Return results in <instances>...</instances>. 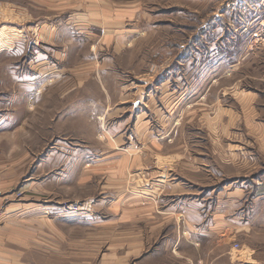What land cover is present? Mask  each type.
I'll return each instance as SVG.
<instances>
[{"label":"rangeland","instance_id":"rangeland-1","mask_svg":"<svg viewBox=\"0 0 264 264\" xmlns=\"http://www.w3.org/2000/svg\"><path fill=\"white\" fill-rule=\"evenodd\" d=\"M2 1L19 41L0 48L5 248L21 264H194L201 254L174 243L205 208L175 203L182 188L264 175V0H142L138 50L120 56L89 53L96 39L73 24L48 46L46 8ZM261 188L251 205L227 204L252 206L251 228L223 238L214 264H264Z\"/></svg>","mask_w":264,"mask_h":264},{"label":"crops","instance_id":"crops-1","mask_svg":"<svg viewBox=\"0 0 264 264\" xmlns=\"http://www.w3.org/2000/svg\"><path fill=\"white\" fill-rule=\"evenodd\" d=\"M31 5H41L46 8L44 13L38 16H44L47 21L52 18V24L42 25V27L48 28L47 31L52 29L51 34L46 31L41 32V36L50 42L44 43L54 45L52 41L55 39L64 38L65 25L73 24L75 37L82 36L84 39H96L94 43L90 44L89 53L97 51L106 55L120 56L123 53L131 50H138L135 47V42L138 40V34L136 25L140 21L141 7L144 4L142 0H29ZM8 5L5 1L0 0V12L3 11ZM13 8L22 10L21 3L11 4ZM3 8V9H1ZM37 9V7H36ZM41 11V12H42ZM17 14L16 11H14ZM19 16L24 15L21 12ZM4 15V14H3ZM29 20L33 17L31 12L27 13ZM25 16V15H24ZM37 16V15H36ZM1 18V13H0ZM0 22L1 19H0ZM37 22V21H36ZM1 24V23H0ZM136 24V25H135ZM40 24L29 26L30 30L38 29ZM5 25H0V48L8 44L14 45L16 42H12L9 38H16L18 35L6 36ZM39 30V29H38ZM42 30V29H41ZM33 35V34H32ZM36 37V36H35ZM55 42V41H54ZM34 45H37L33 43ZM66 50L62 48V53ZM61 54V53H59ZM91 54V55H92ZM63 60H61L62 62ZM60 62V63H61ZM100 63V62H99ZM103 63V61H102ZM254 99L247 98L244 105H251L254 103ZM244 115V119H245ZM258 124V122H257ZM261 172L254 170V173L242 176V178H221L210 186L204 188H196L192 185H187L189 188H182L186 194L177 197L175 203L181 204L184 200L187 202H198L205 208V224L199 225L194 231H190L189 239L176 240L174 243L175 250L180 252L181 246H188L192 253L195 255L201 254L200 258L189 259L197 264L198 261L202 264H214L219 263L225 259L226 253L222 252V240L225 237L238 238L242 234L250 230L248 220L251 219V215L254 213L253 209L247 208L239 213L230 212L227 210L229 203L239 204L245 202L251 205L254 198L261 194V187L264 184V180L261 178ZM206 192L204 196H200L199 193ZM227 205V206H226ZM230 208V207H229ZM208 209V210H207ZM15 215H12L14 217ZM4 215H0V264H21L20 254L15 253L12 250L6 249V228L4 224ZM209 220L207 222L206 220ZM192 237V238H191ZM228 240V239H226ZM9 241V240H8ZM161 245H159L160 248ZM209 246H216L220 248V253L215 258H212L211 249L202 252V248ZM179 247V248H178ZM227 248V246L225 247ZM173 252V251H172ZM202 252V253H201ZM152 254V251L142 255L141 259Z\"/></svg>","mask_w":264,"mask_h":264},{"label":"built area","instance_id":"built-area-1","mask_svg":"<svg viewBox=\"0 0 264 264\" xmlns=\"http://www.w3.org/2000/svg\"><path fill=\"white\" fill-rule=\"evenodd\" d=\"M235 248H237V246H234Z\"/></svg>","mask_w":264,"mask_h":264}]
</instances>
